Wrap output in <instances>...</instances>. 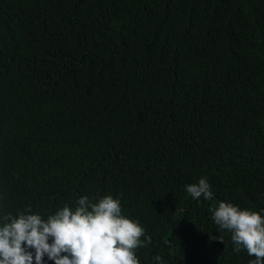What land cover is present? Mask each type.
Segmentation results:
<instances>
[{"label":"trees","instance_id":"16d2710c","mask_svg":"<svg viewBox=\"0 0 264 264\" xmlns=\"http://www.w3.org/2000/svg\"><path fill=\"white\" fill-rule=\"evenodd\" d=\"M85 195L152 237L140 264L255 259L209 207L264 209V0H0V216Z\"/></svg>","mask_w":264,"mask_h":264},{"label":"clouds","instance_id":"9594fccd","mask_svg":"<svg viewBox=\"0 0 264 264\" xmlns=\"http://www.w3.org/2000/svg\"><path fill=\"white\" fill-rule=\"evenodd\" d=\"M185 191L195 200H216L204 176L185 185ZM209 212L217 232L230 233L234 252L246 250L255 257L249 264H264V209H242L217 201ZM209 239L225 244L221 234ZM151 243L152 237L145 235L140 222L122 214L117 195H105L98 201L85 195L75 207L65 203L46 215L28 207L16 215L0 216V264H140L137 249ZM153 259L164 264L160 255Z\"/></svg>","mask_w":264,"mask_h":264}]
</instances>
